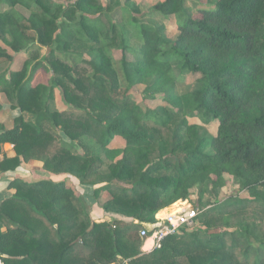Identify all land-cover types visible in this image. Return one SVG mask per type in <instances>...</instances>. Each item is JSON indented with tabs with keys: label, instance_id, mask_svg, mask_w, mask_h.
I'll use <instances>...</instances> for the list:
<instances>
[{
	"label": "trees",
	"instance_id": "obj_1",
	"mask_svg": "<svg viewBox=\"0 0 264 264\" xmlns=\"http://www.w3.org/2000/svg\"><path fill=\"white\" fill-rule=\"evenodd\" d=\"M133 2L0 0V97L14 113L11 128L0 122V154L15 153L0 172L37 162L50 176L12 181L0 264H264V0H163L148 12L174 19L176 39ZM189 75L195 88L181 92ZM139 88L163 105L139 103ZM225 175L247 197L202 208L199 229L142 252L145 224Z\"/></svg>",
	"mask_w": 264,
	"mask_h": 264
},
{
	"label": "rangeland",
	"instance_id": "obj_2",
	"mask_svg": "<svg viewBox=\"0 0 264 264\" xmlns=\"http://www.w3.org/2000/svg\"><path fill=\"white\" fill-rule=\"evenodd\" d=\"M57 1H62V0H57ZM122 3L124 4L126 0H121ZM163 0H134V4L140 9L141 13H143V16H139L141 18H143L144 21H147L151 24H165L166 29H167V34L170 38L172 39H176L178 36V30L177 27L175 25V20L174 19H163L161 16H150L149 14V10L155 6L156 4L160 3ZM190 6L192 7V9H196L198 10V7H196V5H194L193 3L190 4ZM211 6L204 4V8ZM201 7V6H200ZM126 16V15H125ZM130 29H132L130 27ZM133 30V29H132ZM137 41L133 40L132 41V45H136ZM114 57L119 60L121 58V53L119 51L114 52ZM27 57L26 55H21L18 56L16 59V63L14 66L15 70H20L22 69L23 64L25 63ZM198 79V76H194V75H189L187 78H185V80L182 82L181 87H180V91L181 92H187L189 90H192L195 88V83L196 80ZM47 80V77L43 74L39 75L37 77V82L43 81L45 82ZM142 88H139L138 91H135L136 93V100L139 103H143V105L145 106H149L151 108H156L160 105H163V103L161 101H155V102H150V101H145L143 99L142 96ZM60 92H57V99L54 103V108L58 111H65L67 108V105L65 104V102L63 101V99L61 98V95L59 94ZM2 99V104L6 107L4 111H2L0 113V122L4 123L6 126L8 127H12L13 125V116L14 113H12L9 110V103L6 99L5 96H1L0 97ZM191 124H197V125H201V123L197 120V119H190ZM208 131L210 132V134L216 136L218 134V125L217 124H211L210 126L207 127ZM123 145L124 142L122 140H117V142H115L113 144V148L116 149H123ZM226 181L225 184L219 188L218 190H214L212 187L210 188V194H205L203 196V198L200 195V190L199 188H195L192 192V195L190 197V199L188 201H180L177 204H179L181 207H184V204L188 202L189 205H191L194 209H198L201 210L202 208L204 209H210L213 208L214 206H216L219 203H222L224 200H226L227 198L231 197V196H240V197H247L245 195V192H242L240 190V186L237 183V181L229 176V175H225ZM74 186V188L77 190V192L79 193L80 191H82V199L84 201H88V209L91 210V202H90V198H88L87 192L86 195L83 194L84 193V189L76 184H72ZM79 188H81V190H79ZM89 189H87L88 191ZM80 195V194H79ZM176 205V204H175ZM175 205H173L172 207H174ZM171 207V208H172ZM179 208V207H178ZM178 208L174 207L175 210H177ZM173 209V211H174Z\"/></svg>",
	"mask_w": 264,
	"mask_h": 264
},
{
	"label": "built area",
	"instance_id": "obj_3",
	"mask_svg": "<svg viewBox=\"0 0 264 264\" xmlns=\"http://www.w3.org/2000/svg\"><path fill=\"white\" fill-rule=\"evenodd\" d=\"M13 148V146H12ZM6 151L0 154V164L6 156ZM174 207L177 210L170 211L165 215L156 216V221L152 224H145L140 231L143 244L141 250L143 253H150L156 249H161L162 244L170 235H177L182 232H193L200 228V222L198 220L200 211L194 209L187 203L184 207L176 204ZM138 224V222H135Z\"/></svg>",
	"mask_w": 264,
	"mask_h": 264
},
{
	"label": "crops",
	"instance_id": "obj_4",
	"mask_svg": "<svg viewBox=\"0 0 264 264\" xmlns=\"http://www.w3.org/2000/svg\"><path fill=\"white\" fill-rule=\"evenodd\" d=\"M8 127V126H7ZM11 128V127H8ZM119 141V140H118ZM117 142V141H116ZM124 147V145H123ZM4 150L7 153L8 157H13L15 155L14 149L12 148L11 145H5ZM17 178H24L27 179L28 181H33V182H38L40 180L44 179H50V176L43 170V166L41 163L37 162H30V163H24L21 165L20 168H18L15 171H8V172H0V204L12 197L15 193V190L11 188V183L14 179ZM65 177H61L63 180ZM69 181V180H68ZM70 183V181H69ZM87 192L88 198H90L91 204V210H89L90 213H92L93 216L97 218L99 221H106L110 220L108 217L104 216V213L101 212L100 210L96 209L94 204H93V199H92V192L87 191L85 189V193ZM89 203V202H87ZM89 206V205H88ZM174 207L167 208L160 212V215H165L168 212L172 211Z\"/></svg>",
	"mask_w": 264,
	"mask_h": 264
}]
</instances>
